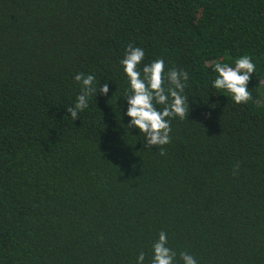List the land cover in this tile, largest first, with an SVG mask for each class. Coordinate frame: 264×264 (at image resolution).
<instances>
[{"label":"trees","instance_id":"16d2710c","mask_svg":"<svg viewBox=\"0 0 264 264\" xmlns=\"http://www.w3.org/2000/svg\"><path fill=\"white\" fill-rule=\"evenodd\" d=\"M129 44L189 74L163 155L124 126ZM244 55L237 105L211 81ZM78 73L110 90L74 121ZM160 232L177 264H264V0H0V264H151Z\"/></svg>","mask_w":264,"mask_h":264},{"label":"clouds","instance_id":"9594fccd","mask_svg":"<svg viewBox=\"0 0 264 264\" xmlns=\"http://www.w3.org/2000/svg\"><path fill=\"white\" fill-rule=\"evenodd\" d=\"M123 73L127 78L128 88L123 100L126 101V115L129 120L124 125L130 131L138 130L143 136L145 146L160 148L170 143L171 121L175 118L185 119L189 115V98L185 88L189 80L188 72L175 67L168 68L163 59L145 62V50L129 44L120 61ZM216 74L211 87L216 93L230 96L237 104H246L252 99L249 83L256 73V65L250 56L244 55L235 60L234 67L227 63H216L213 68ZM80 86L73 105L66 111L72 120L88 109L93 96H108V83L97 85L93 75L78 73L74 77ZM139 135V136H140ZM183 264H197L196 259L188 253H180ZM145 255L140 253L137 264H144ZM151 264H177L175 253L168 247L167 234L160 232L158 240L152 246Z\"/></svg>","mask_w":264,"mask_h":264}]
</instances>
